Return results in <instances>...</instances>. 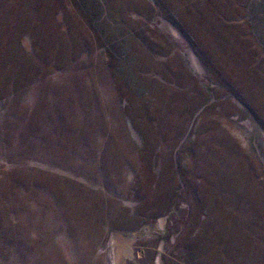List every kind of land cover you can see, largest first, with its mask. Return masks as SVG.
<instances>
[{"label":"rangeland","instance_id":"1","mask_svg":"<svg viewBox=\"0 0 264 264\" xmlns=\"http://www.w3.org/2000/svg\"><path fill=\"white\" fill-rule=\"evenodd\" d=\"M0 264H264V0H0Z\"/></svg>","mask_w":264,"mask_h":264}]
</instances>
